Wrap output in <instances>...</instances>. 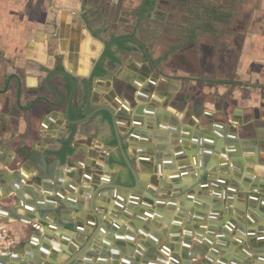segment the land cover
<instances>
[{
    "label": "crops",
    "instance_id": "1",
    "mask_svg": "<svg viewBox=\"0 0 264 264\" xmlns=\"http://www.w3.org/2000/svg\"><path fill=\"white\" fill-rule=\"evenodd\" d=\"M56 1L59 4L56 5V12H48L46 7L49 3L46 6L44 1L0 0V168L6 173L22 172L24 184L32 182L37 175L50 176L56 180L55 172H61L64 182L75 178L74 175H80V182L77 184L90 186L94 179L92 176L98 170L102 174L97 175L106 177L109 181L117 178L125 184H132V173L124 161L113 122L106 110H100L79 123L67 122L65 119L64 113L70 97L69 117L72 119L82 117L77 116L79 112L84 116L86 107L91 111L100 104H107L117 113L118 129L124 147L141 179L148 186L157 179V195L161 196L162 190L170 191L166 197L155 199V202L158 199L165 202L162 208L163 220L156 229L153 226L154 218L143 221L136 217L137 213L124 218L123 211L131 205V192L117 190L118 197L119 194L124 196V207L119 210L116 205L118 198L111 193L114 190L101 191L96 197L97 205L108 207L109 211L105 216L112 219L111 222L119 221L126 237L130 235L128 231L131 222L136 223L135 242L131 243L125 238L122 244L113 242L111 247H121L122 253L129 254L133 245L138 247L139 241L149 240L148 236L143 237L140 234L144 225H148V235L168 228L180 230L182 237L187 226L193 228L194 235L199 227H203L201 239L204 241L207 236L214 239L211 245L206 242V250L202 244L207 255L214 256L212 264H216L222 255L227 256L228 253V264L235 258L241 264H246L247 261L250 264H264V258H254L256 255H264V251H259L264 247V242H257L261 236L257 231L261 226L264 228V34L234 36L231 38L234 40L233 44L223 47L216 46L215 41L209 38H196V41H192L195 32L191 31L188 41L182 42L184 46L180 42V48L165 58V51L161 47L157 50L154 47L164 44L163 30L171 12L170 7L174 5H164V0H150L155 3L152 16L159 18L155 22L156 28L162 31L154 32L152 25L144 24L147 31L143 30L136 40L147 47L152 46L151 51L154 52L147 58H142L138 53L123 52L118 48L117 39L122 36L105 42L94 36V26L90 29L86 22L75 23L78 7L81 6L80 10L83 11L89 8L93 11L96 8H92L93 5L85 6L84 0ZM52 26L56 27V31ZM192 27L195 29L196 26ZM196 31L199 30L196 28ZM108 48L112 50L111 55L106 54ZM233 50V65L225 68L223 63L230 60L228 53ZM159 56L163 61L169 62L163 63L164 70L152 68L150 64V61L160 58ZM175 59L181 65H173L171 61L174 62ZM190 60L193 61L192 66L189 65ZM63 68L75 79L72 94L71 77L58 71ZM184 76L188 77V81L184 80ZM143 90L150 92V97L146 100L138 98ZM49 102L57 105H50ZM81 103L83 107L80 108L78 106ZM133 104H144L146 108L153 105L155 107L153 114H144V134L135 135L133 131ZM148 122H153L154 129L145 128ZM163 123L166 124L165 127L162 126ZM72 125L77 128L71 142L73 152L58 153L62 150L64 140L71 134ZM214 132H219L220 135ZM196 134L214 141V146L204 145V149L210 150V154L203 156L202 162L198 152L199 144H194L193 141ZM183 139L188 144L181 143ZM230 143L235 144L236 152L228 151ZM180 148L183 154L177 155L176 151ZM166 157L173 159L170 166L164 163ZM205 158L208 161L207 180L205 174L201 175L202 171L206 172L202 165ZM89 161L99 163L100 168ZM160 161L163 162V175H167L165 179L161 173H155V165ZM86 162L88 169L84 166ZM181 165L187 167L181 168ZM68 170L73 172L72 176L68 175ZM49 171L52 174L47 173ZM185 171L188 174L185 175ZM86 172L90 174V182L82 178ZM177 172L180 174L179 178L171 179V174ZM246 173L251 174L252 179L246 178ZM64 182L57 185L64 186ZM217 183L220 186L218 189L215 187ZM234 184L243 192L232 194V213L227 214V197H218L215 193L225 192V187ZM177 187H186L187 191L180 196H174ZM55 188L47 194L45 186L42 185L40 199H46L49 195L56 197ZM90 190L92 192L93 186H90ZM4 191L6 190L0 186V193L3 194ZM141 191L148 192L146 188ZM190 191H193L192 199L187 198ZM203 191L210 192V195L204 196ZM64 192L66 196L72 193L68 189H64ZM9 194L14 195L11 191ZM74 194H80L79 186ZM103 194L107 200L103 198ZM241 194L243 200L239 198ZM25 195L27 198L32 197L28 193ZM56 199L53 207L59 204L57 197ZM88 199L89 197H85L84 211L77 213L73 210H62L60 217L75 220V224L81 219L82 230L91 232L93 226H88V223L92 213L89 212ZM215 199L220 202L216 207ZM173 200H176L174 208L169 205ZM197 201H200V206ZM0 205H5L1 199ZM139 206L140 211L145 210L143 203ZM157 207L158 204L154 203L153 211L156 212ZM214 208L221 209V212L212 219L211 211ZM182 209H187V213L192 211V215L204 209L207 213L204 220L192 219L188 223L187 217L180 214ZM237 210L243 212V219L237 217ZM18 211L24 215L27 213L24 208ZM112 211H120L118 217L112 216ZM35 212L36 218L29 223H22L13 217H0V226H6L15 239L14 245L9 248H15V244L27 241L22 247L25 254L21 256L27 260L26 252L33 253L28 264H46L53 259V253L43 255L39 251L44 243V233H49L50 242L57 246L62 243L63 233L72 235V232L61 227L54 231L49 230L51 221H47L46 225L41 224V218L36 210ZM248 216L256 220L254 224L247 220ZM176 219L182 220L178 228L173 227ZM165 220H168V224ZM231 220H234L235 227L230 235V245L222 248L225 252L220 253L221 255L212 254L213 245L219 240L217 234L222 229L220 224L227 226ZM72 225L69 223L67 227ZM240 226L243 228L242 233L239 232ZM34 228L41 231L37 247L28 243L30 237L37 235ZM211 228H216V234H208ZM250 230L256 231L252 237L248 236ZM106 235L105 232L99 239L104 240ZM235 239L242 242L236 243ZM255 241L258 246L251 244L256 243ZM163 243L162 240L151 241L150 249H153L156 256L163 254ZM67 256H58V263ZM16 262L20 264L21 260ZM110 262L113 263L112 260ZM188 263L208 264L200 256Z\"/></svg>",
    "mask_w": 264,
    "mask_h": 264
},
{
    "label": "water",
    "instance_id": "2",
    "mask_svg": "<svg viewBox=\"0 0 264 264\" xmlns=\"http://www.w3.org/2000/svg\"><path fill=\"white\" fill-rule=\"evenodd\" d=\"M58 71L63 72L67 74L69 77H71L72 80V91L75 87V79L73 75L66 69H58ZM144 92H141L138 94L139 99H148L150 97V92L143 90ZM43 98V97H41ZM44 99V98H43ZM48 104L50 105H57L56 103L49 102ZM71 104V97L69 101L67 102L66 109H65V119L67 122H74V123H79L82 122L90 117H92L94 114H96L100 110H106L111 117V120L113 122L114 130L116 133L118 145L120 148V151L122 153V156L124 158L125 163L129 167L132 176H133V183L132 184H125L117 178H114L113 180L109 181L107 178H103L100 175L97 174H102V171L98 170L96 171L97 174L92 176L93 181H91L90 174L89 172H86L82 178L86 182H90V186H93V190L91 192L90 186H87L83 183L77 184V182H80V175H74L73 179L70 181L64 182L63 179V173L61 172H55L57 175L56 180L54 178H50V176L46 177H41V175H37L35 178H33L32 182H28L26 184L23 183V173L22 172H17V171H12L9 172L4 171L2 168H0V186L3 187L6 191L5 193H0L2 196H0V199L2 202L5 203V205H0V217L3 218H11L13 217L14 219L22 222V223H29L33 219L36 218L37 213L35 210L38 212V215L40 216V223L43 225H46L47 221H51V225L48 226L49 230H56L57 227H61L63 230H67L72 232V235H68L66 233L62 234V243L60 245H54L50 242L51 235L49 233H44V243L43 245L39 248V251L41 254L46 255L49 254L50 252L53 253V259L51 261L46 262V264H190L188 263L189 260L192 259H197L199 256L204 258V260L208 264H212L214 262V256L213 255H207V253L204 251L208 249L207 244H213L214 239L212 237L207 236V238L201 239L202 234H203V227H199V231H197L196 238L193 239L194 232L193 228L191 226H187L185 228V234L184 237L180 234V230H169L168 228H164L162 232L160 231H153L151 235H148L149 228L148 225H144L143 228L140 230V234L143 237L148 236L149 240L147 241H139L138 247L132 246L129 250V254H124L122 253V248L121 247H111L113 242H116L117 244H122V242L127 238L131 243L136 241V234L137 231H135L136 228V223L134 221L131 222V228L129 229L128 233H130L129 236H125V232H123L122 228L120 227L119 221H112L109 217L105 216V213L109 211L107 206H99L97 205L96 202V197L101 191L105 190H114L111 193L113 196L118 198V203L116 204L117 207L123 208V200L124 196L119 194V197L117 196V190L124 191V192H131V200H130V206L128 209H125L123 212L124 218L133 216L134 213H137L136 217L140 220H146V219H153L154 218V223L155 225L154 228H158L161 225V220H163L162 213L163 211V205H164V200L163 199H158L155 202V199L158 197H166L167 194H169L170 191L167 190H162V194L157 195L156 193V187L158 180L155 179L151 183V186H148L145 184V182L141 179L139 176L137 170L135 169L125 147L123 144L122 137L120 135L119 129H118V124H117V113L115 109L110 107L107 104H100L91 111L88 110L86 107V111L84 116L77 118V119H72L69 117V108ZM59 105V104H58ZM134 105L132 106V109H134V119H133V131H135V135L140 134V133H145L143 131L142 126L145 124L144 120V114L151 115L155 112V107L153 106H148L147 108L144 106V104H140L136 107L135 109ZM167 115L170 114V112H165ZM154 124L153 122H148L145 128L148 129H154L153 128ZM163 127L166 126L165 123L162 124ZM146 130V129H144ZM174 130H176L174 128ZM187 132L185 133L186 137ZM214 134L220 135L219 132H214ZM194 144L198 143L199 144V154L201 155L200 157V162H202L203 156L207 157L210 154V150L204 149V145H213L214 146V141L212 142L209 139H203L200 134H196L193 137ZM183 144H188V141H185L184 139L182 140ZM228 151L230 153L236 152V146L235 144L230 143L228 147ZM177 155L183 154L182 148L178 149L176 151ZM224 156V155H223ZM249 156V155H247ZM90 160V159H89ZM172 157H166L164 163L166 165H171L172 162ZM91 163H94V161H89ZM88 162L84 165L85 168L88 169ZM162 161L157 163L155 165V173H161L163 178H167V175H163V166H162ZM189 164V163H188ZM6 166H9V164H5ZM94 165L97 168H100V164L95 162ZM205 171L201 172L202 174L206 175V180H207V174L208 170V161L206 158L204 159V163L202 164ZM186 165H181V168H186ZM235 168H238L237 165H235ZM52 174V172H47ZM68 175L72 176L73 172L70 170L67 171ZM184 174H188L187 171L184 172ZM190 174V173H189ZM191 174L196 175L195 172H191ZM179 173H172L171 174V179H177L179 178ZM246 178L252 179V175L246 173ZM44 178V179H43ZM32 180V179H31ZM30 180V181H31ZM100 180V181H99ZM64 186H58L57 184H63ZM154 183V184H153ZM196 183V181L194 182ZM221 183H224L223 181ZM164 184V182H163ZM44 185L45 186V193L50 194V192L53 190V188L56 189V197L59 200V204L54 206V203H56L57 199L56 197L48 196L46 199H40V196L42 195V192H40V187ZM79 186V191L80 194H74L76 191V188ZM216 189L220 188V186L215 185ZM148 191L147 193H142V189H145ZM238 187L234 184L231 187L227 188L225 187V192H220V194L215 193L218 195V197H227L228 200V208H226L227 214L232 213V209L230 205L232 204V200L234 199L233 195L234 193H241L243 192L242 189H237ZM64 189H68L72 193L66 196ZM187 188H176V191L173 193L174 196H180L182 195ZM11 191L12 194H9ZM251 192L254 190H250ZM25 193L30 194L32 197L27 198ZM110 193V192H109ZM204 196L210 195V192L208 191H203L202 192ZM231 193V194H229ZM228 195V196H227ZM102 196V195H101ZM106 195L103 194V198ZM85 197H89L88 199V208L89 212L92 213V216L89 217V223L88 226H93V229L91 232H84L82 230L83 227V221L79 219L78 224H75V220L72 219H67V218H62L60 215L62 214V210H73L78 213V211H84V205H85ZM242 197H239L240 199ZM188 199L193 198V191H190L187 195ZM108 198H106L107 200ZM215 199L214 201V207L218 206L220 204L219 200ZM243 200V199H242ZM143 201V202H141ZM143 203V206L145 207V210H141V207L139 204ZM154 203L158 204L156 212L153 211V206ZM200 206V201L196 202ZM186 204L188 202L186 201ZM264 204V202H263ZM169 205L174 208L176 205V200H173L172 202L169 203ZM132 206H135L134 208ZM24 208L26 210V215L19 213V209ZM187 209H182L180 210L181 215H185L187 217V222H191L192 219L194 220H204L205 215L207 211L201 210L197 211L194 215H192V211L187 213ZM120 212V211H119ZM119 212L117 211H112V216L118 217ZM155 212V213H154ZM221 212V209L214 208L211 211L212 219L213 217H216L219 215ZM155 214V215H154ZM237 217L240 219L244 218L243 212L240 210L236 211ZM247 220L251 223H255V219L253 217L248 216ZM165 222L168 224V220H165ZM73 224L72 227H67V224ZM182 224V220L176 219L173 223V227L178 228ZM221 226V232H219L218 235V242L215 243L212 249V254L214 255H221L220 253L225 252L223 249L227 248L230 245V235L232 234L233 228L235 227V222L234 220H231L230 223H228L227 226L223 227V224H220ZM141 228V227H140ZM37 231V235L35 237H30L29 239V244L37 247L38 246V240L40 236V232L37 228H34ZM216 228H211L209 229L208 234L213 235L215 233ZM243 231L242 226H240V231ZM107 233L106 237L104 240H100L99 237ZM255 230H250L249 237H252L255 235ZM261 236L258 238L257 242L263 243L264 242V228L263 226L259 227L258 231ZM242 233V232H241ZM74 235V236H73ZM171 235V239L169 237ZM169 238V239H168ZM84 239V240H83ZM83 240V241H82ZM156 242L162 240L163 246L161 250L163 251L162 255L156 256L154 254L153 249L151 247V241ZM82 241V242H81ZM236 243L242 242L240 239H235L234 240ZM78 242H81L80 244ZM182 242V243H181ZM207 242V244H206ZM256 242V241H255ZM256 243H251L253 246H258ZM94 243V245H92ZM27 244V241H23L22 243H19L18 245L15 244V248H7V249H1L0 250V264H17L16 260H21L20 264H28V260H31L33 257V253L31 251L26 252V256H28L27 260L22 259V254L24 255L25 251L23 246ZM68 244V245H66ZM202 244L204 246V250L202 249ZM223 248V249H222ZM245 251V250H244ZM259 251H264V247L260 248ZM246 252V251H245ZM168 253H170V256L168 257ZM63 254H67V258L62 261L61 263H58V256H61ZM229 253L227 256L222 255L219 260H217L216 264H228L227 259L229 257ZM111 258V259H110ZM254 258H259L263 259L264 255H256ZM113 261L111 263L110 261ZM229 264H241L238 259H233V261ZM246 264H250L249 261H247ZM262 264V263H259Z\"/></svg>",
    "mask_w": 264,
    "mask_h": 264
},
{
    "label": "rangeland",
    "instance_id": "3",
    "mask_svg": "<svg viewBox=\"0 0 264 264\" xmlns=\"http://www.w3.org/2000/svg\"><path fill=\"white\" fill-rule=\"evenodd\" d=\"M39 1L40 3L44 1L46 6L49 3L46 7L48 12L50 10L56 12L58 9L56 5L59 4H56V0ZM163 4L174 5L170 7L171 12L165 24L166 28L163 30L164 44L154 47L156 50L161 47L160 49L165 51V56L163 55L165 58L180 48V42L183 45V41H188L191 31L195 32L192 41H196V38H209L215 41L216 46L223 47L232 45L234 40L231 38L234 36L264 34V0H164ZM84 5H93L92 8H96L93 11H90V8L83 11L79 6L75 23L76 21L83 24L86 22L90 29L94 26L96 28L92 30L94 36L105 42L114 41L120 36H129L130 41L125 42L123 46L118 45L123 52H135L142 58L153 54L152 46L147 47L146 44L138 43L133 39H136L137 35L140 36L143 30L147 31L144 24L152 25L154 32L162 31L155 25L159 18L151 14L155 3L150 0L147 2L146 0H84ZM124 20L127 22H123ZM53 26V30L56 31V27ZM192 26H196L195 29ZM196 28L199 31H196ZM149 30L152 31V29ZM129 42L132 44L130 45ZM228 54L230 60L223 63L225 68L233 65L235 50L229 51ZM190 62L189 65L192 66L193 61L190 60ZM163 63L169 62L163 61L161 57L150 61L152 68L156 67L160 70H164ZM171 63L175 66L181 65L177 59ZM206 64L209 66V61ZM227 71L229 72V69ZM184 80L188 81V77L184 76ZM80 105L78 107H83V103ZM76 129L75 125L73 134Z\"/></svg>",
    "mask_w": 264,
    "mask_h": 264
},
{
    "label": "trees",
    "instance_id": "4",
    "mask_svg": "<svg viewBox=\"0 0 264 264\" xmlns=\"http://www.w3.org/2000/svg\"><path fill=\"white\" fill-rule=\"evenodd\" d=\"M148 0H146V2H147ZM61 13V12H60ZM86 35H88V34H86ZM132 39V38H131ZM133 40H135V41H137L136 39H133ZM128 41H130V37L129 36H124V37H120L119 39H118V44L120 45V46H123L124 44H125V42L127 43ZM106 54H112V50H110V48H108V50L106 51ZM91 55V54H90ZM77 116H83V113L82 112H79L78 114H77ZM74 129H75V125H72V131H71V134L68 136V138L67 139H65L64 140V145H63V147H62V150H60V151H58V153H65L66 154V152L67 153H72L73 152V147H72V145H71V142H72V138H73V131H74Z\"/></svg>",
    "mask_w": 264,
    "mask_h": 264
},
{
    "label": "built area",
    "instance_id": "5",
    "mask_svg": "<svg viewBox=\"0 0 264 264\" xmlns=\"http://www.w3.org/2000/svg\"><path fill=\"white\" fill-rule=\"evenodd\" d=\"M14 240L10 230L4 225L0 226V249H7L14 245Z\"/></svg>",
    "mask_w": 264,
    "mask_h": 264
},
{
    "label": "flooded vegetation",
    "instance_id": "6",
    "mask_svg": "<svg viewBox=\"0 0 264 264\" xmlns=\"http://www.w3.org/2000/svg\"><path fill=\"white\" fill-rule=\"evenodd\" d=\"M162 16V15H161Z\"/></svg>",
    "mask_w": 264,
    "mask_h": 264
}]
</instances>
